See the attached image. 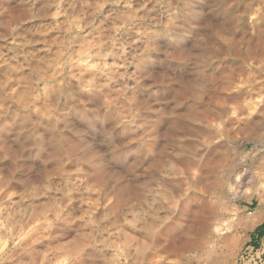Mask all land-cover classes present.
<instances>
[{
	"label": "rangeland",
	"instance_id": "rangeland-1",
	"mask_svg": "<svg viewBox=\"0 0 264 264\" xmlns=\"http://www.w3.org/2000/svg\"><path fill=\"white\" fill-rule=\"evenodd\" d=\"M264 205V0H0V264H240Z\"/></svg>",
	"mask_w": 264,
	"mask_h": 264
},
{
	"label": "crops",
	"instance_id": "crops-1",
	"mask_svg": "<svg viewBox=\"0 0 264 264\" xmlns=\"http://www.w3.org/2000/svg\"><path fill=\"white\" fill-rule=\"evenodd\" d=\"M251 214L255 219V228L250 235L249 246L256 248L264 237V205H258Z\"/></svg>",
	"mask_w": 264,
	"mask_h": 264
},
{
	"label": "built area",
	"instance_id": "built-area-1",
	"mask_svg": "<svg viewBox=\"0 0 264 264\" xmlns=\"http://www.w3.org/2000/svg\"><path fill=\"white\" fill-rule=\"evenodd\" d=\"M240 264H264V237L258 247L245 248L240 256Z\"/></svg>",
	"mask_w": 264,
	"mask_h": 264
}]
</instances>
